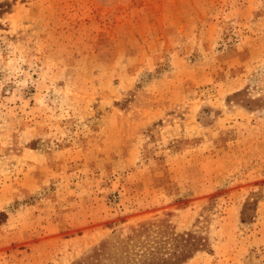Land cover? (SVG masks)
<instances>
[{
  "label": "rangeland",
  "instance_id": "1",
  "mask_svg": "<svg viewBox=\"0 0 264 264\" xmlns=\"http://www.w3.org/2000/svg\"><path fill=\"white\" fill-rule=\"evenodd\" d=\"M186 232L264 264V0H0V264Z\"/></svg>",
  "mask_w": 264,
  "mask_h": 264
},
{
  "label": "trees",
  "instance_id": "2",
  "mask_svg": "<svg viewBox=\"0 0 264 264\" xmlns=\"http://www.w3.org/2000/svg\"><path fill=\"white\" fill-rule=\"evenodd\" d=\"M146 226L141 225L138 229L141 230L138 233H141L145 230ZM134 233V232H133ZM173 238L170 240L174 241L172 244L174 245L172 251H162L161 249L167 248L166 241L157 242V247H152L151 258L150 260L144 261V264H180L187 260L189 257L193 255L199 249L201 245L197 238L190 232L182 233V234H173ZM107 245L106 243L102 245L101 248L95 250L94 254L88 256L85 259L78 261L77 264H104L106 258H103L105 254H107ZM170 253V256L167 254ZM165 255V256H164ZM172 255V256H171ZM103 259V261H102ZM115 264L116 261H115Z\"/></svg>",
  "mask_w": 264,
  "mask_h": 264
}]
</instances>
